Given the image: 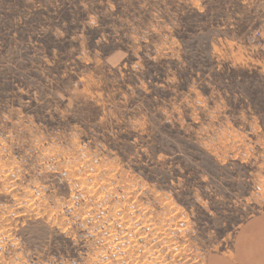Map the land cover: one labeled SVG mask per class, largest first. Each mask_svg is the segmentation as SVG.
<instances>
[{
  "label": "rangeland",
  "instance_id": "rangeland-1",
  "mask_svg": "<svg viewBox=\"0 0 264 264\" xmlns=\"http://www.w3.org/2000/svg\"><path fill=\"white\" fill-rule=\"evenodd\" d=\"M258 213L264 0H0V264H206Z\"/></svg>",
  "mask_w": 264,
  "mask_h": 264
},
{
  "label": "crops",
  "instance_id": "crops-1",
  "mask_svg": "<svg viewBox=\"0 0 264 264\" xmlns=\"http://www.w3.org/2000/svg\"><path fill=\"white\" fill-rule=\"evenodd\" d=\"M206 264H264V213L246 219L231 245L211 252Z\"/></svg>",
  "mask_w": 264,
  "mask_h": 264
},
{
  "label": "bare ground",
  "instance_id": "bare-ground-1",
  "mask_svg": "<svg viewBox=\"0 0 264 264\" xmlns=\"http://www.w3.org/2000/svg\"><path fill=\"white\" fill-rule=\"evenodd\" d=\"M128 226H129V225H128ZM156 232H157V231H156ZM143 233H144V232H143ZM126 234H127V233H126ZM148 235H149V234H148ZM135 239H136V238H135ZM136 243H137V242H136ZM137 244H138V243H137ZM156 244H157V243H156ZM143 245H144V244H143ZM140 246H141V245H140ZM167 246H168V245H167ZM134 247H135V245H134ZM143 247H145V246H143ZM139 248H140V247H139ZM133 249H134V248H133ZM143 249H145V248H143ZM146 249H147V248H146ZM128 250H129V248H128ZM137 250H139V249L137 248L136 251H137ZM175 250H176V249H175ZM131 251H133V250H131ZM148 251H149V250H148ZM148 251H147V252H148ZM147 252H144V254L147 253ZM136 254H139V253H136ZM144 254H143V255H144ZM127 255H128V254H127ZM145 255H146V254H145ZM118 256H119V255H118ZM139 256H140V255H139ZM151 256H152V255H151ZM151 256H150V257H151ZM154 256H155V255H154ZM136 257H137V255H136ZM144 257H146V259H147L148 256H144ZM144 257H143V258H144ZM150 257H149V258H150ZM155 257H156V256H155ZM140 258H142V257L140 256ZM151 259L153 260L154 257L151 258ZM151 259H150V261H151ZM138 260H139V259H138ZM142 260H143V259H142ZM126 261H127V260H126ZM136 261H137V260H136ZM139 261H140V260H139ZM145 261H146V260H145ZM148 261H149V260H148ZM151 262H153V261H151ZM131 263L133 264V262H131ZM134 263H135V262H134ZM137 263H139V262H137ZM142 263H143V262H142ZM142 263H141V264H142ZM157 263H158V262H156V264H157ZM104 264H105V263H104ZM128 264H130V263H128ZM144 264H145V263H144ZM146 264H147V263H146ZM151 264H152V263H151ZM154 264H155V263H154Z\"/></svg>",
  "mask_w": 264,
  "mask_h": 264
}]
</instances>
